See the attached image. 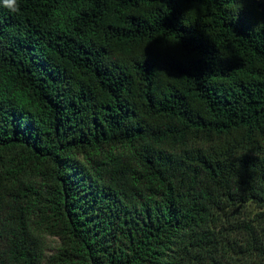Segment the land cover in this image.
Masks as SVG:
<instances>
[{
	"label": "trees",
	"instance_id": "obj_1",
	"mask_svg": "<svg viewBox=\"0 0 264 264\" xmlns=\"http://www.w3.org/2000/svg\"><path fill=\"white\" fill-rule=\"evenodd\" d=\"M0 264H264V0L0 5Z\"/></svg>",
	"mask_w": 264,
	"mask_h": 264
},
{
	"label": "clouds",
	"instance_id": "obj_2",
	"mask_svg": "<svg viewBox=\"0 0 264 264\" xmlns=\"http://www.w3.org/2000/svg\"><path fill=\"white\" fill-rule=\"evenodd\" d=\"M0 5L8 8L12 12L20 11V0H0Z\"/></svg>",
	"mask_w": 264,
	"mask_h": 264
},
{
	"label": "rangeland",
	"instance_id": "obj_3",
	"mask_svg": "<svg viewBox=\"0 0 264 264\" xmlns=\"http://www.w3.org/2000/svg\"><path fill=\"white\" fill-rule=\"evenodd\" d=\"M47 243H48V250H47V254L51 255L52 253H54L55 248H57L58 246V241L55 238H48L47 239Z\"/></svg>",
	"mask_w": 264,
	"mask_h": 264
},
{
	"label": "snow or ice",
	"instance_id": "obj_4",
	"mask_svg": "<svg viewBox=\"0 0 264 264\" xmlns=\"http://www.w3.org/2000/svg\"><path fill=\"white\" fill-rule=\"evenodd\" d=\"M173 39H174V37H173Z\"/></svg>",
	"mask_w": 264,
	"mask_h": 264
}]
</instances>
